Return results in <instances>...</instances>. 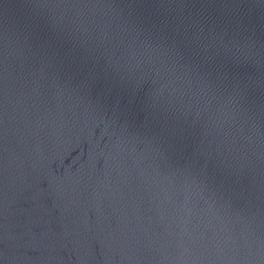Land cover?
I'll return each mask as SVG.
<instances>
[{
	"label": "water",
	"instance_id": "95a60500",
	"mask_svg": "<svg viewBox=\"0 0 264 264\" xmlns=\"http://www.w3.org/2000/svg\"><path fill=\"white\" fill-rule=\"evenodd\" d=\"M0 264H264V0H0Z\"/></svg>",
	"mask_w": 264,
	"mask_h": 264
}]
</instances>
